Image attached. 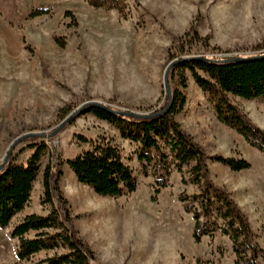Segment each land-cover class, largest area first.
Returning <instances> with one entry per match:
<instances>
[{
	"label": "rangeland",
	"instance_id": "1",
	"mask_svg": "<svg viewBox=\"0 0 264 264\" xmlns=\"http://www.w3.org/2000/svg\"><path fill=\"white\" fill-rule=\"evenodd\" d=\"M128 4L130 14L123 20L116 11L93 8L86 0H0V163L26 134L47 135L39 141L48 146L29 204L8 228H0V264L18 262L13 228L28 215L46 216L51 210L44 203L47 165L90 150L81 137L113 140L138 182L131 195L102 197L80 184L68 165L59 163L60 189L96 264L235 262L232 242L221 233L195 243L194 220L179 196L197 194L198 188L183 185L182 176L172 168L168 187L156 195L154 179L142 174L139 145L86 111L89 107H83L56 137L49 136L90 102L146 114L163 109L164 74L177 59L208 56L213 48L229 57L253 54V48L264 45V0H129ZM37 10L48 14L31 18ZM192 30L201 39L208 38L209 49L202 43L177 41ZM56 37L65 41L64 47L55 42ZM174 73L175 68L169 75L171 89L178 86ZM186 75L187 103L176 120L208 156L245 158L252 164V169L239 173L214 162L208 166L212 181L250 215L260 233L257 236L253 229L256 242L264 249V156L217 120L191 73ZM231 100L264 130V102L234 96ZM63 109L70 112L64 115ZM30 143L23 141L12 155ZM31 154L25 151L18 162L26 163ZM184 172L189 180L187 168ZM260 261L264 264V256Z\"/></svg>",
	"mask_w": 264,
	"mask_h": 264
},
{
	"label": "trees",
	"instance_id": "2",
	"mask_svg": "<svg viewBox=\"0 0 264 264\" xmlns=\"http://www.w3.org/2000/svg\"><path fill=\"white\" fill-rule=\"evenodd\" d=\"M128 1L86 0L93 8L116 11L123 20H127L130 14ZM46 14V10H37L30 17ZM177 41L181 45L202 43L201 46L209 49L208 38L201 39L195 30ZM55 42L65 46L61 38L56 37ZM252 51L253 54L248 56L229 57L225 55L227 52L213 48L208 56L202 55L200 59L176 66L174 78L178 79V86L171 89L170 108L166 110L170 102L167 96L166 105L152 113L155 116L150 119L122 117L96 106L86 110L113 125L123 139L139 145L137 158L142 174L154 179L156 195L168 187L172 168L182 176L183 185L192 184L198 188L197 194L182 193L179 196L184 211L191 214L194 220L193 239L195 243H200L204 237L213 238L217 233L228 237L235 255L234 264H261L264 249L256 242L248 216L231 193L212 181L208 163L221 164L236 173L252 169V164L245 158L208 156L184 132L176 117L187 103L186 72L189 71L206 95L217 120L264 156V130L231 100L234 96L246 101L264 102V45H258ZM62 112L66 115L70 110L63 109ZM80 139L89 143L90 150L73 160L48 164L43 173L44 203L50 205V212L46 216L28 215L13 228L11 236L17 241L16 264H96L94 252L74 227L68 202L60 189L61 164L68 165L78 182L99 196L117 198L137 191V178L126 163L120 146L107 138L97 141ZM26 141L32 143L17 155H12L0 171L1 229L8 228L29 204L48 148L46 142L39 141L37 137H28ZM25 151L32 154L26 163H19V156ZM184 168H187L189 180L185 178ZM41 254L45 257L37 260ZM197 264L214 263L198 260Z\"/></svg>",
	"mask_w": 264,
	"mask_h": 264
},
{
	"label": "water",
	"instance_id": "3",
	"mask_svg": "<svg viewBox=\"0 0 264 264\" xmlns=\"http://www.w3.org/2000/svg\"><path fill=\"white\" fill-rule=\"evenodd\" d=\"M192 59H200L199 57H182L180 59L175 60L174 62H172L171 64H169V66L167 67L165 74H164V88H165V93L167 94V96L170 98V102L166 108V110H168L170 108L171 102H172V91H171V87L169 84V75L171 70H173L176 66L190 61ZM90 106H96V107H101L105 110H108L110 112H112L115 115H120L122 117H134V118H138V119H150L152 117H154V114H146V113H139V112H134V111H128V110H115L113 107L108 106L104 103L101 102H90L85 104L84 106H82L81 108H79L77 111L73 112L72 114H70L62 123L61 125L57 128V130L51 134L49 137H56L62 130L63 128L73 119H75L78 114L80 113L81 109H83V107H90ZM47 135H39V134H26L24 136L19 137L11 146V148L9 149V152L7 154V156L2 160V166L0 168L1 169L8 163L10 157L12 156L13 151L15 150V148L21 144L26 138L28 137H37V138H41V137H46Z\"/></svg>",
	"mask_w": 264,
	"mask_h": 264
},
{
	"label": "crops",
	"instance_id": "4",
	"mask_svg": "<svg viewBox=\"0 0 264 264\" xmlns=\"http://www.w3.org/2000/svg\"><path fill=\"white\" fill-rule=\"evenodd\" d=\"M243 141H244V139H243ZM244 142H245V141H244ZM245 145H246V146H249L248 144H246V142H245ZM249 149L253 150L254 152L259 153L260 155H262L260 152H258L256 149H254V148H252V147H251V148L249 147ZM249 219H250V223H251L252 228L254 229L256 235H257V236H260V233H259L258 230L255 228V226H254V224H253V220H252V218L250 217V215H249Z\"/></svg>",
	"mask_w": 264,
	"mask_h": 264
}]
</instances>
